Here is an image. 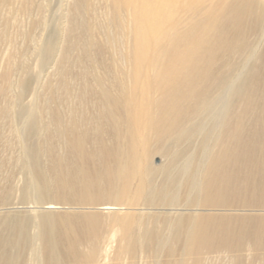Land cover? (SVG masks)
<instances>
[{"label":"bare ground","instance_id":"1","mask_svg":"<svg viewBox=\"0 0 264 264\" xmlns=\"http://www.w3.org/2000/svg\"><path fill=\"white\" fill-rule=\"evenodd\" d=\"M57 3L0 0V40L57 64L39 107L32 76L0 87V207L19 165L32 204L0 208V264H264V0ZM176 163L196 176L161 196Z\"/></svg>","mask_w":264,"mask_h":264},{"label":"rangeland","instance_id":"2","mask_svg":"<svg viewBox=\"0 0 264 264\" xmlns=\"http://www.w3.org/2000/svg\"><path fill=\"white\" fill-rule=\"evenodd\" d=\"M54 2L55 0H53V5H54ZM67 3H68V0H58L57 6L54 9V12L58 14V13H61L62 11L64 13L66 10ZM10 16H11V11L8 8H5L2 12H0V32H1L2 25L7 20H9ZM21 23H22V26L25 27V23L23 21H21ZM22 29L23 28H19V29L12 28V33L16 35L18 32L24 31ZM54 36H55V41L58 43L57 47L59 49V47L63 45V44H60L62 34L60 33V38H59V33L57 31H54ZM26 49H28L27 50L28 54L22 55V52H25ZM55 56L56 54L53 55L52 53V56L49 60L42 62L39 57V54L36 53L34 46L28 45L27 43H23L20 38L12 44H10V42L4 43L0 40V87H4L7 85V82H5L4 80V77L7 73H12L13 79L11 80L13 82V85L19 87V89H20L21 82L25 80V77L32 76L33 88L31 89L30 92H28L29 97L25 101V106L31 107L32 105L36 104L34 106L39 107L40 100L37 98H39L40 94H42V91L39 88L40 87L39 84L41 83V81H46L47 79H49L55 74L56 67H57V64L54 58ZM79 73H83V72H79ZM10 96H11V93H10ZM0 106L2 108H7L9 106V103L5 100H2L0 103ZM20 119L24 120V116H21ZM11 120H12L11 115L10 116H7V115L0 116V122L2 123V124L0 123V125L1 126L4 125L6 134H8L7 130H9L7 129L8 126L6 125H9V122H11ZM202 137L204 136H198L192 139L190 143L186 141L181 142L179 144L178 150L179 149L182 150L183 146H187L186 150L188 152L196 150L202 143H205L206 141L204 140L205 137L204 138ZM22 158H25V157L23 156ZM178 160H179L178 163L181 162L183 160V157H180ZM169 165H170L169 160H167L166 158H161L160 156H156L155 158H153V162H152V165H150V168H155L156 170H159L160 168L169 167ZM176 167H181V163L180 164L176 163V165L173 166L171 169L165 170L162 172L153 171V170L151 171L150 175L153 172V174L151 175L152 177L150 176L151 179H153L151 182V185L153 188L159 189L161 191V194H160L161 196H163L164 193L169 191L172 194H178V192H180V196L184 197V194L188 192V188H187L188 182L190 179L196 176V173L194 170H191L189 173L186 174L184 172H181L179 169L176 170L175 169ZM192 169L194 168L192 167ZM20 172H21L20 165L14 168L13 170V173L16 174V179H15L16 184L13 187L12 192L10 193L11 201L9 202V204L7 206L0 207L1 209H5L4 213L14 214V213L23 211L25 207L27 206H32V204H30L29 198H25L24 200L22 198L23 194H21L20 189H22L21 186L23 183L22 182L23 176L22 174H20ZM25 172L27 173L28 170L25 169ZM0 174H1V171H0ZM180 185L181 187H179ZM158 202L162 203L161 201H158ZM168 205L169 204H167L166 206L167 210L169 208ZM173 207L175 209L183 210L187 215H191V213L187 211V209L191 207H184L182 202L177 203ZM167 210L159 209L155 213L157 215H161L160 213H163V214L168 213V212H163ZM172 215L175 216V214H172ZM151 228H154L155 230L160 229L159 227H157L156 224L154 225V227L152 226Z\"/></svg>","mask_w":264,"mask_h":264}]
</instances>
